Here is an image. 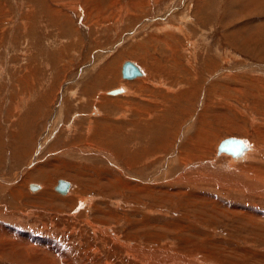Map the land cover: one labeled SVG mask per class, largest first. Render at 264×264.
<instances>
[{"label":"rangeland","instance_id":"1","mask_svg":"<svg viewBox=\"0 0 264 264\" xmlns=\"http://www.w3.org/2000/svg\"><path fill=\"white\" fill-rule=\"evenodd\" d=\"M263 155L264 0H0V264H264Z\"/></svg>","mask_w":264,"mask_h":264},{"label":"water","instance_id":"2","mask_svg":"<svg viewBox=\"0 0 264 264\" xmlns=\"http://www.w3.org/2000/svg\"><path fill=\"white\" fill-rule=\"evenodd\" d=\"M139 76H142V72L139 69L138 66H136L134 63L127 61L124 63L122 67V78L125 80L129 79H135ZM123 91L121 89H116L111 91L112 95H117L122 93ZM245 149V145L242 143V140L240 139H226L223 140L219 146H218V152H226L228 154H231L232 156H238L241 154V152ZM31 190H37L38 186L31 184L30 186ZM70 188V183L65 180H59L58 184L55 188L56 192L60 194H66L68 193Z\"/></svg>","mask_w":264,"mask_h":264},{"label":"bare ground","instance_id":"3","mask_svg":"<svg viewBox=\"0 0 264 264\" xmlns=\"http://www.w3.org/2000/svg\"><path fill=\"white\" fill-rule=\"evenodd\" d=\"M135 6H137V5H135ZM84 8V7H83ZM98 10V9H97ZM96 13V12H95ZM127 61H129V60H127ZM127 61H125V62H127ZM130 62H132V61H130ZM132 63H134V62H132ZM135 64V63H134ZM124 65V64H123ZM123 65H122V67H123ZM136 65V64H135ZM136 66H138V65H136ZM139 67V66H138ZM139 69L141 70V68L139 67ZM142 70H143V68H142ZM141 70V72H142V75H143V71ZM122 74V73H121ZM139 77H141V76H139ZM139 77H137V78H135V79H129V80H127V81H132V80H138V78ZM123 79V78H122ZM140 79V78H139ZM124 80V79H123ZM137 82H139V80L137 81ZM146 82V81H145ZM115 89H120V87L119 88H115ZM115 89H112V90H115ZM112 90H110V91H108V93L107 94H111V91ZM123 92H122V95L124 94V95H127V93H128V90L125 88V87H123V89H121ZM112 95V94H111ZM58 110V109H57ZM60 111V110H59ZM57 114V113H56ZM98 115L99 113H98V110H95L94 112H93V115L95 116V115ZM93 125V123H91L90 125H89V129H88V134H90V132L92 131V126ZM232 139H236V138H234V137H231ZM226 139H229V138H226ZM225 139V140H226ZM241 140V139H240ZM197 143V142H196ZM242 143L245 145V149L241 152V154H239L238 156H232L231 154H228V153H226V152H218V147H217V149H216V156H222L221 154H227V155H230L231 157H233V158H239V159H241V158H243V157H241L240 158V156H243V155H246L247 154V156H246V158L249 156H251L252 154H253V151H254V148H250V146L248 147L247 146V143L244 141V140H242ZM194 144V143H193ZM191 146V145H190ZM193 147H195V146H193ZM186 150V149H185ZM83 150H78V153L79 152H81V153H83L84 154V152H82ZM182 152H184V151H182ZM181 152V153H182ZM245 152V153H244ZM255 152V151H254ZM85 153H86V151H85ZM94 153H96V154H98L99 156L100 155H102V156H104L106 159H108L111 163H112V165H114L115 166V164L113 163L114 161H113V159H112V157L110 156V155H106L105 153H103V152H97V150H96V152H94ZM244 153V154H243ZM182 156H185L184 154H181ZM262 155V154H261ZM264 156V155H263ZM223 158V157H222ZM255 158H256V156H255ZM215 159H217V157H215ZM213 163V162H212ZM234 163H236V162H234ZM232 164V167L233 166H235V164ZM237 165V164H236ZM190 167V166H189ZM231 167V168H232ZM187 172V171H186ZM124 173V172H123ZM126 173V172H125ZM128 176V175H127ZM186 176V175H185ZM214 177V176H213ZM258 177V176H257ZM256 177V178H257ZM130 178V177H129ZM191 178V177H190ZM215 178V177H214ZM235 180H236V178H235ZM259 180V179H258ZM213 182H215L218 186H220L221 188H223V189H225V188H235V190L234 191H238V190H236L237 188H236V186H239L238 184L239 183H233L234 181L233 180H224L223 178H219V177H217V178H215L214 180H213ZM240 183H242V182H240ZM31 186V185H30ZM244 186V185H243ZM41 187V186H40ZM256 187V186H255ZM56 188V187H55ZM71 188H72V186H71V184H70V188H69V191H68V193H66V194H63V196H65V195H70L71 194ZM240 188V187H239ZM254 188V187H253ZM41 189V188H40ZM231 189H229V190H231ZM241 189V188H240ZM255 189V188H254ZM30 190H31V188H30ZM37 190H39V187H38V189ZM37 190H31L32 192H36ZM226 190V189H225ZM244 190L245 191H248V192H254L255 193V195H256V192L252 189V190H249V189H247V188H244ZM258 190V189H257ZM264 191V190H263ZM262 191V192H263ZM244 192V191H243ZM254 193H253V195H254ZM263 194V193H262ZM261 194V195H262ZM260 196V195H259ZM84 203V202H83ZM98 229H99V227H98ZM122 245V244H121ZM128 247H126V249H127ZM128 250H130L129 248H128ZM127 250V251H128ZM148 253H150V252H148ZM154 262V261H153Z\"/></svg>","mask_w":264,"mask_h":264}]
</instances>
